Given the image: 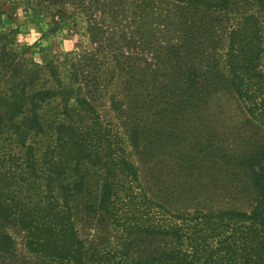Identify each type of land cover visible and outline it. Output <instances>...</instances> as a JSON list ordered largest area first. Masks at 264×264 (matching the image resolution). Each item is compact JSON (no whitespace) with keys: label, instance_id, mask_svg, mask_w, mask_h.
<instances>
[{"label":"trees","instance_id":"trees-1","mask_svg":"<svg viewBox=\"0 0 264 264\" xmlns=\"http://www.w3.org/2000/svg\"><path fill=\"white\" fill-rule=\"evenodd\" d=\"M19 4L49 32L71 6L92 48L36 61L0 7V264H264V0ZM209 170L249 209L210 206ZM88 217L114 247L83 239Z\"/></svg>","mask_w":264,"mask_h":264},{"label":"rangeland","instance_id":"rangeland-1","mask_svg":"<svg viewBox=\"0 0 264 264\" xmlns=\"http://www.w3.org/2000/svg\"><path fill=\"white\" fill-rule=\"evenodd\" d=\"M19 1L21 0H0V7L4 11L3 20L6 27L18 30L15 34L16 47L26 56L41 62L42 57L50 53H57L60 57L66 58L67 54L73 51L80 53L84 49L92 48L86 16L82 13L74 11L71 6H65L62 11H56V16L61 20V23L56 32H49L47 24L49 19L42 21V19L33 20L27 17ZM106 104H108V99ZM225 104L227 108L223 111L228 112L223 114L230 118L233 117L232 120H225L226 124L230 126L233 122H242L243 118L236 112V105L226 102ZM168 164L171 166L170 163ZM145 170L146 167L142 168V175ZM170 171V169L166 170V173L159 171L155 179L173 182V177L167 175ZM232 179L233 177L226 174L225 171H217L215 175L210 170L207 172L206 189L209 194L212 192L213 198L210 206L249 209V196L243 195L235 186L231 185ZM208 187L210 189L213 187L214 190L209 191ZM209 194L206 196L207 199ZM205 200V196H200L198 201H190V203L180 199L174 203L173 207L175 210H192L196 204H203ZM78 228L87 243H98L101 249L114 247L118 242V232L109 224L96 223L95 219L89 217L81 219ZM6 229L16 240L17 251L27 256L25 233L15 225H9Z\"/></svg>","mask_w":264,"mask_h":264}]
</instances>
